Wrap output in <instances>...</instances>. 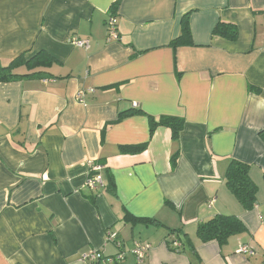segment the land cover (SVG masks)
<instances>
[{"label":"crops","instance_id":"0c3cea01","mask_svg":"<svg viewBox=\"0 0 264 264\" xmlns=\"http://www.w3.org/2000/svg\"><path fill=\"white\" fill-rule=\"evenodd\" d=\"M185 15L192 45L172 49ZM219 23L236 40L214 36ZM39 52L55 61L47 79L0 82V264L112 257L107 230L122 242L120 264H133L137 243L151 247L146 264H193L167 248L184 235L195 264H264V0H0V66ZM161 117L183 120L177 142L163 126L150 136ZM231 160L250 166V211L225 185ZM217 215L246 232L196 244L197 226Z\"/></svg>","mask_w":264,"mask_h":264},{"label":"trees","instance_id":"16d2710c","mask_svg":"<svg viewBox=\"0 0 264 264\" xmlns=\"http://www.w3.org/2000/svg\"><path fill=\"white\" fill-rule=\"evenodd\" d=\"M212 34L229 41H234L237 38V29L234 25L219 23L213 29ZM189 45H192V40L189 18L188 15H185L182 17L180 23V34L176 39L171 41L170 47L175 49ZM54 63L55 61L43 52H39L31 58H24V55H20L11 61L7 66H0V82L20 81L30 78L47 79L50 76L48 69ZM18 71L23 72L18 73ZM124 114L125 112L120 113L121 116H124ZM183 124V120L176 117H161L158 121L152 119L150 136H152L155 128L163 126L170 129L172 140L177 142L180 132L182 131ZM262 140L264 141V135L262 136ZM145 149L146 143L136 146L121 147L120 152L126 154H140ZM249 170V165L237 160H231L225 173L226 187L245 211H250L254 208L257 195V187L250 178ZM125 219L133 223H142L143 225L162 226L156 220L135 219L130 216H126ZM245 232V227L238 218L228 215H217L197 226L195 233L196 244H205L211 241H216L219 246H224L231 237L241 235ZM169 234H177V236H179L181 231L170 230ZM167 248L169 251L178 254H182L185 251L192 256L195 254V243H192L186 235H184V239H181L179 236L177 239L167 242ZM192 256L190 257L191 261L195 264V260Z\"/></svg>","mask_w":264,"mask_h":264},{"label":"built area","instance_id":"2783aa9c","mask_svg":"<svg viewBox=\"0 0 264 264\" xmlns=\"http://www.w3.org/2000/svg\"><path fill=\"white\" fill-rule=\"evenodd\" d=\"M105 27L108 32V41H117L118 40V34L116 31V20L114 17H109L106 22H105ZM71 44H73L76 47H86L88 46L87 41H80L77 39H72L70 41ZM77 99L79 101H82L83 99V94L80 93L77 96ZM133 107H136V104L133 103ZM91 171L99 172L100 167L98 166H91L90 167ZM102 186V181L100 176L94 174L91 175L86 183V187L89 189L91 192H96L97 189ZM106 242H111L115 245V247L118 250L117 254L112 256V257H104L102 254L98 251H88L86 253H83L80 256V261L82 263H88V264H120V262L123 261L125 257V253L122 251V242L119 240L118 236L115 233H112L111 231L107 230L106 231ZM151 247L149 245H141L139 243L135 244L134 248L131 250V255L133 257V264H146V257L148 252H150ZM237 253L240 255H249L253 256V251L246 247V246H240L237 250Z\"/></svg>","mask_w":264,"mask_h":264}]
</instances>
